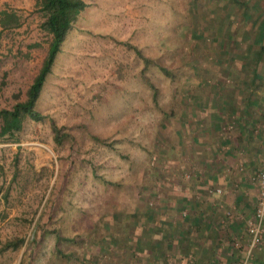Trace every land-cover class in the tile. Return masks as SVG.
Listing matches in <instances>:
<instances>
[{
	"label": "rangeland",
	"instance_id": "obj_1",
	"mask_svg": "<svg viewBox=\"0 0 264 264\" xmlns=\"http://www.w3.org/2000/svg\"><path fill=\"white\" fill-rule=\"evenodd\" d=\"M85 1L46 117L0 136V264H264L249 232L264 151L247 167L264 146V0ZM6 6L20 26H0V109L48 47L34 0ZM212 171L216 215L194 227L176 201L201 199ZM239 189L253 213L221 204Z\"/></svg>",
	"mask_w": 264,
	"mask_h": 264
},
{
	"label": "trees",
	"instance_id": "obj_2",
	"mask_svg": "<svg viewBox=\"0 0 264 264\" xmlns=\"http://www.w3.org/2000/svg\"><path fill=\"white\" fill-rule=\"evenodd\" d=\"M86 6L85 0H35L36 11L42 16L40 28L48 37L47 52L25 92V98L16 101L10 108L0 109V136L13 135L22 130L26 118L40 121L46 117L37 109V100L67 33ZM0 26L1 29L20 26V18L15 12L2 11Z\"/></svg>",
	"mask_w": 264,
	"mask_h": 264
},
{
	"label": "crops",
	"instance_id": "obj_3",
	"mask_svg": "<svg viewBox=\"0 0 264 264\" xmlns=\"http://www.w3.org/2000/svg\"><path fill=\"white\" fill-rule=\"evenodd\" d=\"M10 1L11 0H0V12H2V11L11 12L8 8H6L7 7L6 2H10ZM17 1L19 3V0H17ZM34 3H35V0H34ZM12 11L15 12L14 9ZM16 14L18 15V13H16ZM240 112H242V113L238 112L237 116H240L241 120L243 121L242 117L245 115V112H244V110L243 111L240 110ZM233 113H234V111H233ZM237 134L234 135V140L232 142V145H233L232 148L237 147L239 149H243L242 142H241V140H243V138L241 137L240 132ZM242 134H244V133H242ZM260 143H263V142L260 141ZM260 150H261V154L259 156H253L252 158L249 157V153H248L249 150H246L247 155L250 158V160H248V163H247V167H250L249 171H251V167L253 166L252 161L256 158L261 157L262 152L264 151V146H261ZM231 156H233V155L231 154ZM209 180L210 181L206 185L205 188L202 186L198 187V189H201L202 193H203V190L205 192V195L202 196L201 199L198 196L191 198V199L185 198V194H184V196L181 197V199L176 201V203H178V206L180 208H182V210H183L182 213L186 214L187 208H188L189 214L191 213V222L189 220L188 221L185 220L182 222L183 224L186 225L188 222H190V223H192V225L194 227H197V226H201V223L202 224H211L213 222V221H210V219L214 215H216L215 209L217 208V202L215 201V198L218 195L217 193H215V190H216L217 184L222 183V179H220L218 177V175L216 174L215 171H212V174L210 175ZM241 180H242L243 184H246V180H245L244 176L241 179H239L238 181H241ZM238 181L236 179V182H238ZM211 182H213L212 185H211ZM223 188H224V186H223ZM218 190H220V189H218ZM222 198L224 199V201L221 204L226 203L227 207L231 208V211H233V213L231 212L232 215H236V213L238 212L237 210H241L244 214H249L250 212L253 213V211H254L253 205L251 203V201H253V198H252V195L248 194V190L245 191V189H243V190L239 189V190H237L236 193L231 195V198H228V196L226 195V191H224V193L222 194ZM226 199H228L229 201H226ZM232 206L234 209L232 208ZM216 211L219 212L218 214L223 213V212H220L219 208Z\"/></svg>",
	"mask_w": 264,
	"mask_h": 264
},
{
	"label": "built area",
	"instance_id": "obj_4",
	"mask_svg": "<svg viewBox=\"0 0 264 264\" xmlns=\"http://www.w3.org/2000/svg\"><path fill=\"white\" fill-rule=\"evenodd\" d=\"M260 197L259 204L254 214V221L249 228L250 232V249L261 242L262 232L264 230V169L258 175Z\"/></svg>",
	"mask_w": 264,
	"mask_h": 264
}]
</instances>
